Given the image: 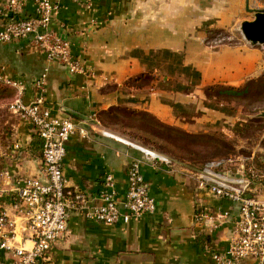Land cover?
<instances>
[{
  "label": "crops",
  "instance_id": "crops-1",
  "mask_svg": "<svg viewBox=\"0 0 264 264\" xmlns=\"http://www.w3.org/2000/svg\"><path fill=\"white\" fill-rule=\"evenodd\" d=\"M24 2L20 17L32 15L37 0ZM57 2L50 27L70 41L83 72L70 73L26 40H18L0 42V74L20 80L22 99L29 103L37 94L34 80L46 70L45 106L52 114L72 117L85 130L66 143L62 172L67 188L81 190L93 205L104 176L111 174L122 200L129 166L138 162L156 207L114 224L71 211L66 234L37 264H213L212 252L228 245L238 207L197 190L189 166L149 148L132 129L145 127L137 126L140 118L189 133L215 128L225 112L207 106L206 87L244 82L264 52L243 38L239 46L211 48L205 36L210 29L238 32L236 27L249 20L250 8H264V0ZM7 3L0 0V7ZM13 91L0 96V191L10 217L19 178L45 179L34 126L7 107ZM117 115L136 120L135 126L118 123ZM140 147L170 162L148 158ZM198 204L213 217L197 221ZM223 212L228 217L215 216ZM0 258L11 263L4 251Z\"/></svg>",
  "mask_w": 264,
  "mask_h": 264
},
{
  "label": "built area",
  "instance_id": "built-area-1",
  "mask_svg": "<svg viewBox=\"0 0 264 264\" xmlns=\"http://www.w3.org/2000/svg\"><path fill=\"white\" fill-rule=\"evenodd\" d=\"M83 2L84 0H71ZM24 0H8L0 7V42L26 40L41 51L48 60L63 65L70 73L83 72L81 62L71 49L69 40L51 29L50 24L59 8L57 0H37L34 13L20 17ZM44 70L33 85L37 92L33 101L22 99L23 83L0 74V82L15 90L7 104L19 119L34 126L42 138V166L45 179L33 175L21 176L12 201L13 216L2 208L0 191V251L11 255L10 264H37L58 239L67 232L71 211L84 212L86 217L104 224L125 223L155 210L154 198L140 172L138 162L128 169V185L122 200L117 198L115 179L106 174L97 194V203L89 204L81 190L65 185L62 162L69 138L85 130L67 115L52 114L44 104ZM152 159L170 162L153 150L140 147ZM231 159L211 160L187 170L196 189L229 201L238 207L231 218L228 245L222 251H213V264H264V167L254 156L233 164ZM207 208L198 204L195 219L199 222L213 217ZM217 217H228L223 212ZM213 227L217 223L212 224ZM0 264H5L0 258Z\"/></svg>",
  "mask_w": 264,
  "mask_h": 264
},
{
  "label": "rangeland",
  "instance_id": "rangeland-1",
  "mask_svg": "<svg viewBox=\"0 0 264 264\" xmlns=\"http://www.w3.org/2000/svg\"><path fill=\"white\" fill-rule=\"evenodd\" d=\"M264 11V8H250L249 20L252 22L256 14ZM264 21V18H262ZM241 22L236 31L227 32L223 30L210 29L205 36L207 46L219 47L221 45L239 46L242 38L254 47L263 48L264 42H254L245 37ZM254 74L250 75L244 82H237L235 86L243 89L240 94L230 92H220L223 87H212L211 91L206 92V104L211 105L219 112H225V116L218 119L215 128H198L199 131L192 136L189 132L180 127L161 125L150 118L138 119L137 126L145 127L133 128L132 131L142 134L143 141L153 142L155 145H161L166 148V155L178 162H197L198 167L203 163L218 159H231L233 164L244 160L249 156L256 157L264 167V56L259 60ZM240 84V85H238ZM213 104V105H212ZM214 106V107H212ZM117 121L120 124H135L134 119L129 120L124 116L117 115ZM124 117V118H123ZM142 123V124H141ZM128 130V129H126ZM153 131V132H152ZM149 132H152L150 134ZM187 133V134H186ZM162 150V149H161ZM187 166V165H186Z\"/></svg>",
  "mask_w": 264,
  "mask_h": 264
},
{
  "label": "trees",
  "instance_id": "trees-1",
  "mask_svg": "<svg viewBox=\"0 0 264 264\" xmlns=\"http://www.w3.org/2000/svg\"><path fill=\"white\" fill-rule=\"evenodd\" d=\"M217 86V87H223L222 89H220L219 90V93L220 92H230V93H233V94H240V93H242V92H244L243 91V89H241V88H238V87H235V86H224V85H220V84H213V85H209V86H207L206 87V89H205V94H207L206 92H209V91H211V89H212V87L213 86ZM6 92H14L13 91V89L11 88V87H9L8 85H6V84H4L3 82H0V96H1V94H3V93H6ZM161 124V123H160ZM162 125V124H161ZM153 132V131H152ZM152 132H149L150 134H152ZM187 134V133H186ZM189 135L190 136H192V135H194V134H190L189 133ZM36 137H37V142H38V144H40V148H41V151H42V138L41 137H39L37 134H36ZM141 139L143 140V136H141ZM147 140H144V144L145 145H147L149 148H151V149H154V150H158V151H160V152H162V153H164L165 155H166V153H167V151L168 150H166V148H164V147H161V145H155L153 142H151V141H148L149 139L148 138H146ZM162 149V150H161ZM167 156V155H166ZM169 157V156H168ZM172 159V158H171ZM184 159H182V160H178V162H180V163H182V164H186L187 166H189V167H192V166H194V165H197V162H190V161H188V162H181V161H183Z\"/></svg>",
  "mask_w": 264,
  "mask_h": 264
},
{
  "label": "water",
  "instance_id": "water-1",
  "mask_svg": "<svg viewBox=\"0 0 264 264\" xmlns=\"http://www.w3.org/2000/svg\"><path fill=\"white\" fill-rule=\"evenodd\" d=\"M264 11L257 13L256 18L252 22H244L242 29L247 39L254 42H264Z\"/></svg>",
  "mask_w": 264,
  "mask_h": 264
}]
</instances>
